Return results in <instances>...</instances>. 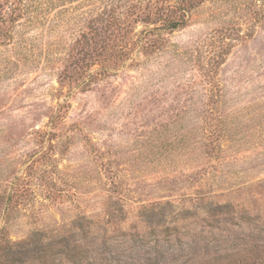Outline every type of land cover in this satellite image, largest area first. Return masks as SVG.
Listing matches in <instances>:
<instances>
[{"label":"rangeland","instance_id":"374dc122","mask_svg":"<svg viewBox=\"0 0 264 264\" xmlns=\"http://www.w3.org/2000/svg\"><path fill=\"white\" fill-rule=\"evenodd\" d=\"M10 1L0 0L5 17ZM93 5L102 4L31 0L0 45V238L43 233L54 252L90 225L80 236L85 264H210L258 251L264 0H206L161 48L75 87L63 72ZM212 199L259 218L209 232ZM168 201L188 209L187 235L166 238L136 217Z\"/></svg>","mask_w":264,"mask_h":264},{"label":"trees","instance_id":"16d2710c","mask_svg":"<svg viewBox=\"0 0 264 264\" xmlns=\"http://www.w3.org/2000/svg\"><path fill=\"white\" fill-rule=\"evenodd\" d=\"M29 1L31 0H11L7 17L0 10V45H7L15 38L16 29L27 16ZM99 1L102 5H93L86 22L87 31L76 41L80 49L75 55V61L66 66L63 72L64 78L73 81L75 87L86 85L95 77L107 75L113 69L119 70L130 61L133 64L141 55L146 57L153 50L161 48L158 44H163L165 35L186 27L191 13L206 0ZM157 46L159 47L156 48ZM64 103L67 106V101ZM58 115L51 117L53 123ZM166 203V206L162 203L143 206L136 217L151 232L153 228L161 227L162 235L166 238L185 235L180 223L188 218V209L185 213H180L178 207L175 209L174 203ZM212 203L214 206L204 211L203 217L210 222L207 224L209 232L215 229L222 231V227L225 230L227 224H233L236 219L251 222L259 218L245 215L247 212L241 214L239 206L232 202L212 199ZM5 208L7 206L3 209ZM117 212H123V208L117 209ZM76 227L78 233L73 234L71 240L59 241L61 245L54 252L50 243L48 246L40 244L46 240L43 233L37 234L40 237L35 240L30 237L20 240L0 238V262L3 260L8 261V264H24L26 261L38 260L39 264H48L52 259V264H57V258L60 259L59 264H63L62 259L68 264H85L86 257L82 254L80 236H87L92 228L88 225L87 231V226L82 223ZM260 242L258 244L261 245H256L258 251L254 253L230 251L210 264H264V239Z\"/></svg>","mask_w":264,"mask_h":264}]
</instances>
